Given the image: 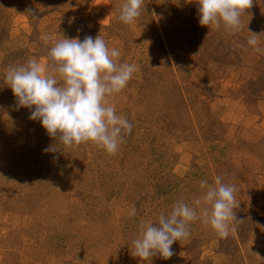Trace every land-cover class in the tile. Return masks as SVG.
<instances>
[{"label":"rangeland","instance_id":"rangeland-1","mask_svg":"<svg viewBox=\"0 0 264 264\" xmlns=\"http://www.w3.org/2000/svg\"><path fill=\"white\" fill-rule=\"evenodd\" d=\"M122 2L0 0V264H264V51L247 44L264 49V0L239 32L201 26L198 0H144L125 25ZM99 35L137 67L106 97L133 124L113 155L59 143L4 79L33 58L54 67L58 39ZM217 177L235 186V231L198 219L171 258L135 256L142 222Z\"/></svg>","mask_w":264,"mask_h":264},{"label":"clouds","instance_id":"clouds-1","mask_svg":"<svg viewBox=\"0 0 264 264\" xmlns=\"http://www.w3.org/2000/svg\"><path fill=\"white\" fill-rule=\"evenodd\" d=\"M144 0H123L119 20L132 24L140 15ZM190 2V0H188ZM199 24L209 29L221 24L227 30L239 32L241 15L252 0H198ZM253 34L247 44L261 52ZM121 53L109 48L99 35L58 39L48 51L54 67L36 58L26 64L10 67L4 79L20 107L33 109L29 119L39 120L42 127L66 147L92 142L108 154L118 152L123 136L130 135L133 124L117 114L106 103V97L121 92L137 71L135 64L120 62ZM56 145L45 149L55 152ZM203 194L192 205L178 199L167 214H160L157 223H141L138 238L132 241L135 256L147 259L157 253L164 259L172 257V245L190 236L189 225L202 219L221 238L235 231V186L215 179V186L200 182ZM135 208L130 215H135Z\"/></svg>","mask_w":264,"mask_h":264}]
</instances>
